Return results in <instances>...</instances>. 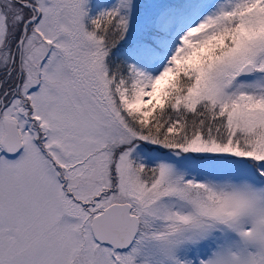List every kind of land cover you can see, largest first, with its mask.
<instances>
[{
    "label": "snow or ice",
    "instance_id": "1",
    "mask_svg": "<svg viewBox=\"0 0 264 264\" xmlns=\"http://www.w3.org/2000/svg\"><path fill=\"white\" fill-rule=\"evenodd\" d=\"M0 264H264V0H0Z\"/></svg>",
    "mask_w": 264,
    "mask_h": 264
}]
</instances>
